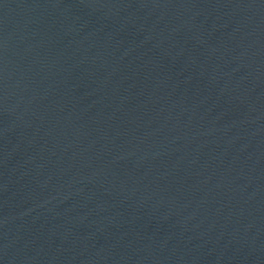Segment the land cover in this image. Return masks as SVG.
<instances>
[{
    "label": "water",
    "instance_id": "95a60500",
    "mask_svg": "<svg viewBox=\"0 0 264 264\" xmlns=\"http://www.w3.org/2000/svg\"><path fill=\"white\" fill-rule=\"evenodd\" d=\"M0 264H264V0H0Z\"/></svg>",
    "mask_w": 264,
    "mask_h": 264
}]
</instances>
